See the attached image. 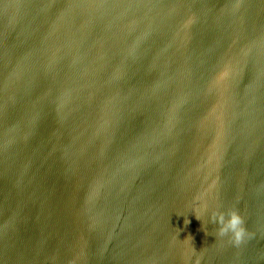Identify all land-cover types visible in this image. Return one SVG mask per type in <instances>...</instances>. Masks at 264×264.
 Masks as SVG:
<instances>
[{
    "label": "water",
    "instance_id": "water-1",
    "mask_svg": "<svg viewBox=\"0 0 264 264\" xmlns=\"http://www.w3.org/2000/svg\"><path fill=\"white\" fill-rule=\"evenodd\" d=\"M0 264H264V0H0Z\"/></svg>",
    "mask_w": 264,
    "mask_h": 264
},
{
    "label": "clouds",
    "instance_id": "clouds-1",
    "mask_svg": "<svg viewBox=\"0 0 264 264\" xmlns=\"http://www.w3.org/2000/svg\"><path fill=\"white\" fill-rule=\"evenodd\" d=\"M201 211L211 222L219 224L215 237H231L237 245L244 240L246 235L244 220L237 212L214 211L207 204L202 206Z\"/></svg>",
    "mask_w": 264,
    "mask_h": 264
}]
</instances>
